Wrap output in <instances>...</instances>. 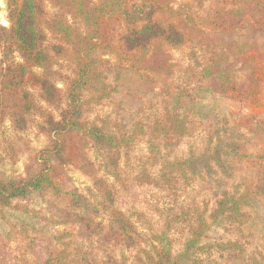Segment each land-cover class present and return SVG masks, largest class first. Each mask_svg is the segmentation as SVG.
<instances>
[{"label":"trees","instance_id":"1","mask_svg":"<svg viewBox=\"0 0 264 264\" xmlns=\"http://www.w3.org/2000/svg\"><path fill=\"white\" fill-rule=\"evenodd\" d=\"M48 3L57 9L55 14L48 13ZM194 3L8 0L9 25L0 26V125L9 119L14 128L25 130L35 116L40 131L50 138L35 153L26 177L8 179L0 173V215L9 218L8 210H17L36 221L21 218L17 235L26 241L25 249L9 248L11 264H30L26 252L32 234L46 232L56 247L45 264H128L126 256L117 254L119 248L140 250L143 264H180L201 247L220 217L237 225L249 220L253 199L264 198V175L238 173L241 164L257 160L248 144L250 135H264V0H212L206 7L203 0ZM186 46L203 52L199 72L174 60L172 50ZM111 59L118 67L114 82L107 71ZM61 62L67 74L55 69ZM180 72L188 74L185 86L176 83ZM193 82L197 86L191 89ZM193 90L234 100L249 112L225 122L215 134L191 122ZM150 93L159 98L150 124L134 116L126 121L87 118V108ZM63 103L56 117L51 108ZM199 131L203 144H189L177 153ZM144 138L148 153L136 157V175L128 179L120 167L122 154ZM89 149L101 153L99 166L89 159ZM71 165L93 178L86 193L71 184ZM157 165L161 171L156 176L151 167ZM195 181H208L215 192L210 215L209 204L202 207L195 201L160 214L147 222L150 248H141L122 192L135 187L155 197L178 199ZM43 191L65 202L71 217L83 224L89 245L74 244L73 227L57 229L69 225V219L15 203ZM101 216L107 224L96 220Z\"/></svg>","mask_w":264,"mask_h":264},{"label":"rangeland","instance_id":"2","mask_svg":"<svg viewBox=\"0 0 264 264\" xmlns=\"http://www.w3.org/2000/svg\"><path fill=\"white\" fill-rule=\"evenodd\" d=\"M194 1L195 5L202 4V0ZM203 1V6L206 7L212 0ZM46 9L50 15L57 12V9L50 3H48ZM7 14V9H0V26L9 25L5 24ZM172 54L174 60L180 63L183 68L192 67L197 72L201 70L199 64L203 62L202 51L186 46L182 49H173ZM1 57L2 54L0 52V60ZM65 65V63L61 62L55 69L67 74L68 69ZM117 68L115 61L111 59L107 66L109 81L114 82ZM188 79V74L184 72L178 73L175 78L176 83L183 86L187 85ZM55 81L60 87H64L58 76L55 77ZM190 86L191 89L196 87L197 82H193ZM192 93L191 122L195 126L210 128L215 134L219 132L225 122H231L234 119L238 120L249 112L239 102L234 100L202 91L196 93L193 90ZM158 101L159 98L155 93L133 99L118 97L117 103L106 101L102 105L87 108L86 115L91 121L97 118L126 121V118L134 116L144 120L146 124H150L155 118ZM64 107L65 103L58 108L51 109L55 112L56 117H59ZM39 121V118L34 116L30 119V123L25 130L14 128L9 119L0 125V173L4 177L8 179L11 177H26L34 165L35 153L50 143L49 136L40 131L37 126ZM243 131H245L244 128ZM201 134L202 131H199L193 138H190V143L186 141L177 153L181 154L189 144L193 146L203 144ZM250 136L248 144L251 146V150L257 154V160L252 163L241 164L238 176L259 178L264 175V135ZM146 153H148L146 138L138 141L128 154L123 152L120 167L126 178L132 179L135 177L136 157ZM88 157L95 166H99L102 160L101 153L95 149L88 150ZM151 171L157 176L160 174L161 166L151 167ZM68 174L71 177V184L82 193H86L87 188L93 185V178L75 166L71 165L68 167ZM109 180L114 182V178H109ZM115 183L121 188L117 182ZM208 184V181H195L178 199L163 196L155 197L146 192L143 193L135 187L128 191H123L122 193L131 206L128 214L142 238L141 248H150L151 239L147 222L158 218L160 214L167 215L195 201L202 207L209 204V210L207 211V216H209L215 205L216 196L214 190L210 189L211 185ZM15 203L36 209L41 215H53L56 218L69 219V225H59L57 229L71 226L74 228L76 235L74 239L76 246L81 244L87 246L90 244L87 234L85 235L83 224L71 217L65 202L54 196L50 191H43L35 198L28 200H16ZM248 211L250 218L243 225L233 224L227 218L220 217L213 223L206 236L202 239L201 247L194 249L180 264H264V198H254ZM8 212H10L8 213L9 218H4L0 215V264L13 263L14 256L10 249L17 247L25 249L26 241L17 235L23 223L21 218H26L28 222L36 223L34 219L23 216L20 211L8 210ZM18 219H21V221H18ZM96 220L104 224L108 223L106 216L96 217ZM37 222L41 227L44 226L42 222ZM10 232L12 234L15 233L17 236L13 235V237H10L8 235ZM47 233L37 236L32 234L34 240L30 250L26 252V260L30 264H45L49 255L55 249L56 245ZM106 235H109V233H106ZM230 242H235L236 245L228 247L227 245ZM116 252L119 256H126L128 264H143V253L140 250L131 251L119 248Z\"/></svg>","mask_w":264,"mask_h":264},{"label":"water","instance_id":"3","mask_svg":"<svg viewBox=\"0 0 264 264\" xmlns=\"http://www.w3.org/2000/svg\"><path fill=\"white\" fill-rule=\"evenodd\" d=\"M0 9H8V0H0Z\"/></svg>","mask_w":264,"mask_h":264},{"label":"crops","instance_id":"4","mask_svg":"<svg viewBox=\"0 0 264 264\" xmlns=\"http://www.w3.org/2000/svg\"><path fill=\"white\" fill-rule=\"evenodd\" d=\"M5 24H8L7 20H6Z\"/></svg>","mask_w":264,"mask_h":264}]
</instances>
